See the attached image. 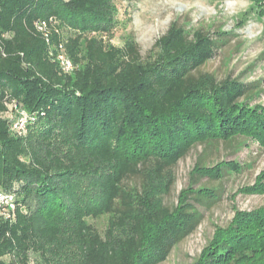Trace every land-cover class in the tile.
I'll return each mask as SVG.
<instances>
[{"label":"trees","instance_id":"16d2710c","mask_svg":"<svg viewBox=\"0 0 264 264\" xmlns=\"http://www.w3.org/2000/svg\"><path fill=\"white\" fill-rule=\"evenodd\" d=\"M112 1L0 0V191L12 192L16 205L10 217L0 214V264H30L29 253L53 264L64 247L53 219L66 212L81 264H160L198 225L195 201L214 193L183 189L170 208L144 198L132 181L148 172L168 189L170 172L195 143L239 138L238 145L249 139L264 148V106L251 103L261 80L201 70L220 37L173 21L154 43L155 59L143 62L136 44L115 47L96 37L110 27ZM57 23L71 32L65 50L77 67L69 73L47 55L46 38L61 42ZM12 101L36 115L23 135L4 115ZM62 137L72 156L59 149ZM225 168L199 175L221 176ZM84 175L101 193L86 197L99 207L86 211L108 216L102 233L84 222ZM249 189L264 192V168ZM209 245L199 264H264V204L237 210Z\"/></svg>","mask_w":264,"mask_h":264},{"label":"rangeland","instance_id":"374dc122","mask_svg":"<svg viewBox=\"0 0 264 264\" xmlns=\"http://www.w3.org/2000/svg\"><path fill=\"white\" fill-rule=\"evenodd\" d=\"M111 5L110 27L105 33L96 35L105 44L122 47L127 42L134 43L143 62H149L157 53L156 39L173 21L190 31L202 29L210 32L212 37H220L218 50L201 70L214 74L218 79L226 75L260 79L263 90L251 99V103L264 106V0H113ZM56 29L68 56L65 48L71 32L60 23ZM217 32H221L220 35ZM80 50L74 53L77 62L83 59ZM72 63L75 69L77 64ZM238 141L239 138L192 145L170 172L172 184L168 189L165 181H157L148 172L132 181L131 186L137 188L144 198H152L154 204L161 203L170 208L180 203L183 189L207 188L214 193L215 199L195 201L194 206L201 213L198 225L173 247L167 259L160 264H199L207 257L210 242L217 233L222 234V229L230 224L237 210L248 211L264 204V192L252 193L249 189L264 168V148L249 139L239 145ZM57 145L66 155H73L66 137H62ZM196 163L208 168L198 169ZM222 166L227 168L221 176L199 175ZM106 170H102L101 176L107 173ZM82 179L80 202L85 210L84 222L102 233L108 216L103 213L90 215L86 211L99 208L87 204L86 197L89 194L99 197L101 193L94 185L91 189L92 175H84ZM65 214L53 219L64 233V247L61 255L53 258L52 262L81 264L80 249L72 234L73 217L68 212ZM36 222L42 224L43 215H36ZM125 232L124 229H116L115 235L124 236ZM28 261L30 264H43L33 253L28 254Z\"/></svg>","mask_w":264,"mask_h":264},{"label":"built area","instance_id":"2783aa9c","mask_svg":"<svg viewBox=\"0 0 264 264\" xmlns=\"http://www.w3.org/2000/svg\"><path fill=\"white\" fill-rule=\"evenodd\" d=\"M38 29L42 30L41 24H37ZM48 43L47 55L53 62H56L60 70L64 73H69L74 69L71 59L66 55L63 44L59 42L58 44H51L48 38H46ZM7 111L4 115L10 120L11 129L18 135H23L27 131V126L34 122L36 115L31 114L24 110L15 101L6 104ZM14 195L10 191H0V214L4 217H10L9 211L15 210Z\"/></svg>","mask_w":264,"mask_h":264}]
</instances>
